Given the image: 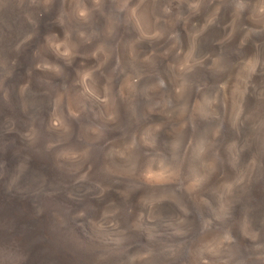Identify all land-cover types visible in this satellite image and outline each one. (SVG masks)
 Instances as JSON below:
<instances>
[{"label": "rangeland", "instance_id": "obj_1", "mask_svg": "<svg viewBox=\"0 0 264 264\" xmlns=\"http://www.w3.org/2000/svg\"><path fill=\"white\" fill-rule=\"evenodd\" d=\"M37 1L50 0H30L33 15ZM56 2L20 43L0 33L7 102L50 139L14 124L0 98V264H264V159L247 137L231 144L234 129L264 128V29L237 57L227 8L193 37L208 10L176 0ZM178 50L195 65L218 59L182 74ZM57 159L71 164L64 174L51 171ZM29 163L60 179L33 186Z\"/></svg>", "mask_w": 264, "mask_h": 264}, {"label": "clouds", "instance_id": "obj_2", "mask_svg": "<svg viewBox=\"0 0 264 264\" xmlns=\"http://www.w3.org/2000/svg\"><path fill=\"white\" fill-rule=\"evenodd\" d=\"M96 3H99V0H95ZM145 0H140V3L143 4ZM178 4L187 3L188 8L193 11L195 14L199 15L202 10L207 9L208 15L206 18V22L204 25L196 32L193 33V37L203 34V31H206L207 28L213 24H215V17L219 15L222 9L227 8L229 22L226 25L230 31L228 32V37L231 38L232 36L236 35L238 32L240 33L242 39L240 44L232 50L233 56H239L241 54V50L246 47L245 41L251 37L254 30L256 29H264V0H176ZM132 14L135 16L137 14L138 9L134 8L131 10ZM83 17V14H81ZM156 24H159V20L156 21ZM220 27V25H217ZM192 28L195 29L196 25L193 24ZM156 33V37L160 36L158 29H153ZM172 40H178V33H173V36L170 37ZM223 43V41H221ZM255 47V45H254ZM184 64V67L181 68V73L184 74L185 68H187L188 72H194L195 67L199 66L201 68H205V61L207 60L210 64H215L218 56L212 57H204L199 59V64L195 65L194 61L197 59L195 57L188 58L184 56L179 50L177 53ZM261 61L257 60V66L259 67ZM206 71L211 72L212 68L209 66L205 68ZM247 66L242 69V71H246ZM199 74L197 73V76ZM216 75L226 76L228 75V69H224L216 73ZM88 77L85 78L87 81ZM163 86V82H161ZM108 85H105V97L108 96L107 91ZM177 94L181 92V88H176ZM176 127L183 132L188 125L184 122L182 118H178L176 121ZM158 131H163V129H158ZM236 139L231 141V144L235 146L237 142L241 139L247 137L248 143V152L255 150L259 157L264 159V128H260L256 125V123H252L251 130L248 128H240L234 129ZM217 133H214V136ZM191 145H189L190 147ZM185 151V155H186ZM153 187V186H149ZM185 214L187 215V210L184 209ZM224 243H231L232 237L231 235L225 234L223 237ZM148 258L147 254L141 257L142 260H146Z\"/></svg>", "mask_w": 264, "mask_h": 264}, {"label": "bare ground", "instance_id": "obj_3", "mask_svg": "<svg viewBox=\"0 0 264 264\" xmlns=\"http://www.w3.org/2000/svg\"><path fill=\"white\" fill-rule=\"evenodd\" d=\"M15 1H17V2H15ZM41 1V0H40ZM2 2H4V1H2ZM8 2H10V3H7L6 1L3 3V4H0V14H1V16H0V33H2V35H1V37L2 36H4V39H2V43L1 44H3V46L4 45H13V44H17V43H20L21 42V40H23V34H25V32H28V31H30L31 29L29 28L30 26H29V24H28V22L29 21H31V19L32 18H37V20L40 18V13L41 12H43V11H45V12H49V14H53V12H55L56 11V9L58 8L57 6V3H59V2H56V0H50L49 2H45V3H40L39 1H37L36 3H34V9H35V11H34V13H35V15H33L32 14V9H29L28 7H29V3H31L30 2V0L29 1H27V0H14V1H8ZM12 2V3H11ZM31 7V6H30ZM5 14V15H3V14ZM6 14L8 15V16H6ZM44 14H46V13H44ZM43 15V14H42ZM42 17V16H41ZM49 17V16H48ZM51 17H52V15H51ZM8 18V19H7ZM43 18V17H42ZM44 19V18H43ZM47 19H49V18H47ZM6 20H9V22H7L8 24L7 25H5V21ZM40 20V19H39ZM42 21V20H41ZM36 22H39V21H36ZM39 28H40V26H38ZM36 34H38V33H36ZM1 48V47H0ZM27 48V47H26ZM7 51V50H6ZM4 53V50H1L0 49V54L1 53ZM25 52H26V50H25ZM28 54H30V53H28L27 52V56H29ZM2 55H0V57H1ZM4 57V56H3ZM37 57H38V55H37ZM2 58V57H1ZM19 60V59H18ZM24 60H26V59H24ZM28 60V62L30 61V63H31V59L29 60V59H27ZM35 60H37L38 62L39 61H41L42 59L40 58H37V59H35ZM36 61V62H37ZM0 62H2L1 60H0ZM32 62H34V61H32ZM29 63V64H30ZM20 64H23L24 65V63H23V61H21V63ZM28 64V63H27ZM28 64V65H29ZM12 72V71H11ZM37 73V72H36ZM7 78L8 77H6V76H3V77H1L0 78V98L2 99V98H4L5 99V102H1V103H3L2 104V106L3 105H5V104H9L8 106L10 107V108H12V109H9L8 111H6L5 110V112L7 113V115L9 116L8 117V119H10L14 124H16V123H18L19 125L21 124V123H24V125H26L27 127H28V129L29 130H32L33 131V133H34V135L36 136V139L37 140H40L41 141V143H44V142H47V140H50L49 139V137H43V136H46V132H45V134H44V132H43V130H42V127L40 128L39 127V125L37 124L38 123V119H36L35 118V120H30L29 121V119L31 118V117H23V116H21V115H19V117L17 116V113L18 112H16V109H15V105L13 104V102H11V103H9V102H7L8 100L7 99H10V95H11V92H12V90H13V86L12 87H10V85H9V83H8V80H7ZM11 85H13V84H11ZM32 88V87H31ZM41 90V89H40ZM48 90V89H47ZM29 92H30V90H29ZM13 93V92H12ZM16 93V92H15ZM44 95V94H43ZM20 96H22V98L23 97H25V95L23 94V95H21L20 94ZM19 96V97H20ZM30 95H26V97H25V99H30L31 100V96L29 97ZM40 98V100L42 99H44L43 97H39ZM39 98H37V99H39ZM0 99V100H1ZM24 99V98H23ZM22 99V100H23ZM28 99V102L30 101ZM36 99V100H37ZM46 100V99H45ZM13 101V100H12ZM24 101V100H23ZM42 103V102H41ZM35 105V104H34ZM36 107H38V106H36ZM8 108V107H7ZM33 108H34V106H33ZM45 108V107H44ZM20 109V108H19ZM31 111H32V109H31ZM21 113H23L24 114V112H21ZM25 116V115H24ZM33 118V117H32ZM123 118V117H122ZM37 120V121H36ZM21 127V126H20ZM31 127V128H30ZM71 130V129H70ZM71 132V131H70ZM51 135V134H50ZM49 135V136H50ZM72 135V134H71ZM4 137V136H3ZM8 137V136H7ZM69 137V136H68ZM52 138V137H51ZM75 138V137H74ZM53 139V138H52ZM66 139V138H65ZM71 140H73V139H71ZM57 141H59V143H60V145H62L64 142H65V140L63 139V138H60V139H58ZM36 142V141H35ZM52 147L54 146V145H51ZM85 146V145H84ZM91 146V145H90ZM89 148V147H88ZM85 149V148H84ZM92 151V150H91ZM95 151V150H94ZM83 152V151H82ZM91 153V152H90ZM5 154V153H4ZM91 160V159H90ZM25 162L27 163V161L25 160ZM53 163H54V165L57 167V169H50L52 172H57V173H62V174H64L65 173V171H68L69 169L67 168L68 166H69V164L70 163H68L67 161H64V160H61V159H57V160H54L53 161ZM33 164V163H32ZM29 165V169L31 168V170H33L34 172H35V174L37 173L38 174V176L34 179V181L32 182L33 184V186H50L51 184H56V181L55 180H58V179H60V178H58L57 179V177H58V175H53V176H48L46 173H45V169H46V167L45 166H39V167H35V166H32V165H30V163L28 164ZM71 165V164H70ZM45 169H44V168ZM28 169V170H29ZM21 170V169H20ZM30 171V170H29ZM28 171V172H29ZM14 172V171H13ZM26 173H27V170H26ZM53 173V174H54ZM23 175V174H22ZM60 175V174H59ZM17 176V175H16ZM31 176V175H30ZM35 176V175H34ZM24 177V176H23ZM28 177V176H27ZM26 177V178H27ZM33 177V176H32ZM34 178V177H33ZM62 178V177H61ZM65 178H67V176L65 177ZM19 179V178H18ZM25 179V178H24ZM16 180H17V178H16ZM18 181V180H17ZM63 181V180H62ZM66 182V181H65ZM54 184V185H55ZM29 185V184H28ZM60 186V185H59ZM21 187V186H20ZM55 187V186H54ZM42 188V187H41ZM38 190V189H37ZM11 191L12 192H14L12 189H11ZM31 193V192H30ZM9 194V193H8ZM46 199V198H45ZM195 215V214H194ZM189 216V215H188ZM197 219V218H196ZM186 220V219H185ZM191 221V220H190ZM65 223V222H64ZM66 224V223H65ZM68 229V228H67ZM192 232H193V230H192ZM191 233V232H190ZM186 235H189V233L187 232V234ZM183 238V237H182ZM187 238V237H186ZM171 239V238H170ZM176 239V238H175ZM169 240V239H168ZM167 240V241H168ZM180 241H181V239H180ZM185 241V240H184ZM174 242H176V241H174ZM263 242V241H262ZM161 243V242H160ZM164 243H167V242H165L164 241ZM183 245V244H182ZM184 246V245H183ZM181 247V246H180ZM159 248V247H158ZM177 248H176V244L175 243H173V242H169V243H167L166 245H165V251L166 252H168V253H172V252H176L177 250H176ZM178 249H180V248H178ZM176 250V251H175ZM183 252V251H182ZM163 255V254H162ZM161 255V257H163ZM167 255H169V254H167ZM166 256V255H165ZM178 256V255H177ZM243 257H245L244 255H236V261H237V263H240L244 258ZM172 258V257H171ZM176 258V257H175ZM174 258V259H175Z\"/></svg>", "mask_w": 264, "mask_h": 264}]
</instances>
